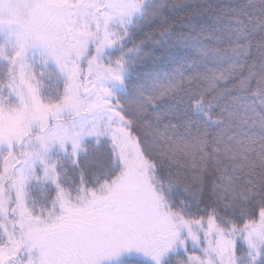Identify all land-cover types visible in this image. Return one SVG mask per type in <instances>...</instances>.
<instances>
[{
  "label": "snow or ice",
  "instance_id": "6c2138e0",
  "mask_svg": "<svg viewBox=\"0 0 264 264\" xmlns=\"http://www.w3.org/2000/svg\"><path fill=\"white\" fill-rule=\"evenodd\" d=\"M0 264H264V0H0Z\"/></svg>",
  "mask_w": 264,
  "mask_h": 264
}]
</instances>
